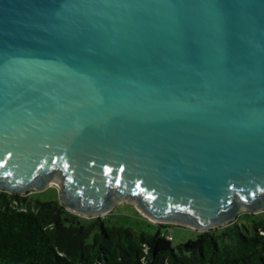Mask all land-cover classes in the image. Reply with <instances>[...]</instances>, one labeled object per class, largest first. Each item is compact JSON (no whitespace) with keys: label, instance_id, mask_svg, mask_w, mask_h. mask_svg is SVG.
Instances as JSON below:
<instances>
[{"label":"water","instance_id":"1","mask_svg":"<svg viewBox=\"0 0 264 264\" xmlns=\"http://www.w3.org/2000/svg\"><path fill=\"white\" fill-rule=\"evenodd\" d=\"M54 183L87 217L264 211V0H0V190Z\"/></svg>","mask_w":264,"mask_h":264},{"label":"trees","instance_id":"2","mask_svg":"<svg viewBox=\"0 0 264 264\" xmlns=\"http://www.w3.org/2000/svg\"><path fill=\"white\" fill-rule=\"evenodd\" d=\"M169 226L85 224L59 201L0 190V264H264V220L201 232L176 248L162 230Z\"/></svg>","mask_w":264,"mask_h":264},{"label":"rangeland","instance_id":"3","mask_svg":"<svg viewBox=\"0 0 264 264\" xmlns=\"http://www.w3.org/2000/svg\"><path fill=\"white\" fill-rule=\"evenodd\" d=\"M26 197H32L33 199H39L41 201H59L60 202V189L56 183L49 185L40 191H30L24 195ZM80 219L85 223H89L97 217L80 216ZM105 219L107 225L110 226H123L132 227L137 231H145L149 233H155L159 227L158 223L152 222L145 217L133 203L127 201L119 202L113 210L102 216ZM264 220V211L252 214L244 212L240 215L238 223L244 230V225L251 227L252 221ZM169 227L163 228L164 232H167L172 236L173 246L176 248L181 243L188 241L189 239L196 238L200 231H197L188 226L169 224ZM94 235V234H93ZM91 235L90 240H92Z\"/></svg>","mask_w":264,"mask_h":264},{"label":"built area","instance_id":"4","mask_svg":"<svg viewBox=\"0 0 264 264\" xmlns=\"http://www.w3.org/2000/svg\"><path fill=\"white\" fill-rule=\"evenodd\" d=\"M167 238H168L169 240H172V236H171V235H167Z\"/></svg>","mask_w":264,"mask_h":264}]
</instances>
